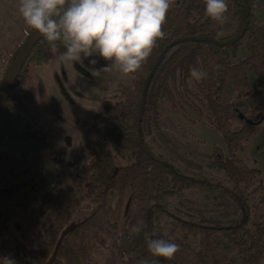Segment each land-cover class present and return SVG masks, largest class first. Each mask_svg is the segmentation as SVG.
<instances>
[{"label": "trees", "instance_id": "trees-1", "mask_svg": "<svg viewBox=\"0 0 264 264\" xmlns=\"http://www.w3.org/2000/svg\"><path fill=\"white\" fill-rule=\"evenodd\" d=\"M227 2V17L232 12L237 19L229 18L221 25L205 16L203 0H174L162 26L166 38L158 40L130 83L118 84L115 101L100 103L82 132L74 158L61 147L54 130L39 132L30 125L14 130L8 125L5 109L11 103V91L1 116V133L10 141L35 142L51 157L54 181L33 204L51 205L54 215L41 238H33L27 246L12 235L7 221L27 214L28 205L0 208V257L8 256L14 264H95V252L102 248L106 251L103 264H259L264 259V182L259 168L239 154L244 142L264 125V22L256 19L259 0ZM242 24L241 37L227 43ZM218 33L222 35L218 37ZM175 40L179 41L170 45ZM239 46L246 52L238 56ZM53 55L42 37L14 86L24 79L28 63H45ZM191 68L207 72V77L196 81L190 76ZM248 71L254 73L257 90L251 87ZM163 101L173 109H188L208 119L225 145V150L214 146L211 156L228 184L183 174L151 151L146 128L157 118ZM186 163L200 169L191 161ZM66 167L74 171L70 195L59 187ZM44 176L38 156L0 146V198L31 193L41 186ZM197 183L217 190L218 206L232 207L230 222L213 218L188 221L168 213L183 192ZM110 197H114L112 203ZM84 199L92 208L78 217ZM148 210L151 220L147 223ZM158 213L170 216L166 233L154 228L152 217ZM133 226L140 231L132 234ZM146 233L179 244V251L170 260L152 256ZM192 234L198 237L197 243L191 242Z\"/></svg>", "mask_w": 264, "mask_h": 264}, {"label": "rangeland", "instance_id": "rangeland-1", "mask_svg": "<svg viewBox=\"0 0 264 264\" xmlns=\"http://www.w3.org/2000/svg\"><path fill=\"white\" fill-rule=\"evenodd\" d=\"M9 4V0L0 1V24L8 21L7 26H10L12 20L7 19V15H11ZM15 18L17 21H14L10 30L5 33L0 30V43L5 48L9 47L14 35L18 37L21 32L17 41L23 42L31 30L19 16L16 15ZM229 18L236 21L237 15L231 12ZM256 19L264 22L263 0L258 2ZM14 48L7 54L0 53V87L8 62L18 47ZM245 52L243 46L238 47V56ZM57 56L53 55L45 63L26 65L24 79L12 89V99L5 109V119L14 130L26 125L39 132L54 130L58 134L61 147L68 151L70 158H74L82 143V132L91 123L100 103L104 99L115 101L118 84L130 83L134 74L125 76L116 70L103 71L109 61L95 54L88 58L82 56L79 61L67 64L58 63ZM91 59H95L97 63L91 64ZM247 76L251 87L257 90L254 73L248 71ZM256 100L259 101L260 98ZM262 112L264 114V105ZM236 127L234 124L233 128ZM146 141L154 154L166 158L179 172L228 184L226 174L213 164L211 156L214 146L225 150V145L204 115H197L188 109H173L163 101L158 106L157 118L151 119L149 127L146 128ZM239 154L249 165L259 168L260 178L264 182V125L244 142ZM186 161L199 165L200 169L189 166ZM62 170L59 187L66 195H70L71 175L74 171L67 167ZM183 194V198L174 202V208L168 213L188 221L213 218L228 223L234 218L230 205H217L218 192L214 188L197 183ZM113 200L114 197H110L108 202L112 203ZM91 208L92 204L84 199L76 214L82 217ZM26 211L27 214L10 218L7 222L12 235L30 246L33 238H41L53 218L54 209L51 205L42 207L40 204L31 203ZM168 213H158L152 217L157 231L167 232L170 223ZM225 213L227 215L224 216ZM190 236L191 242L197 243L198 237L194 234ZM105 255L104 249H98L95 252V264H103ZM259 264H264V259Z\"/></svg>", "mask_w": 264, "mask_h": 264}, {"label": "clouds", "instance_id": "clouds-1", "mask_svg": "<svg viewBox=\"0 0 264 264\" xmlns=\"http://www.w3.org/2000/svg\"><path fill=\"white\" fill-rule=\"evenodd\" d=\"M174 0H18L17 11L26 26L37 31L49 44L58 63L67 64L94 54L109 61L105 72L116 70L127 76L137 72L157 46L166 38L163 24ZM204 14L218 24L227 22V0H203ZM218 37L222 33L217 34ZM64 50L60 52V48ZM96 64L95 59L89 61ZM196 81L207 72L190 69ZM140 228L133 226L131 233ZM146 233L152 256L170 260L180 245ZM0 264H14L8 256Z\"/></svg>", "mask_w": 264, "mask_h": 264}, {"label": "water", "instance_id": "water-1", "mask_svg": "<svg viewBox=\"0 0 264 264\" xmlns=\"http://www.w3.org/2000/svg\"><path fill=\"white\" fill-rule=\"evenodd\" d=\"M243 21V16L241 15V23ZM244 25L242 24L238 31L232 35V38L228 40L227 43H234L236 42L241 35L244 32ZM37 31L31 30L28 33L27 39L21 44L12 64L10 65L5 77H4V83L0 87V121L2 112L4 109V106L9 99L10 93L14 87V84L16 82V79L18 77V74L20 73L23 65L25 64L30 51L32 48L36 45V43L42 38ZM206 39V38H203ZM183 40H186L184 38ZM213 42L219 43L217 39H210ZM179 40L173 41L170 45H174ZM166 52V49H164L161 54L159 55V59L161 60ZM0 146L11 149V150H27L35 154L39 157V159L42 161L45 171L44 180L41 184V186L36 189L35 191L24 194L17 197H1L0 198V208L4 207H14V206H24L33 203L36 200H39L42 198L49 190L50 186L52 185L55 177V168L54 164L52 162L51 157L47 153V151L41 147L39 144L35 142H16V141H10L6 139L0 129ZM151 217V210H148L146 221L147 223L150 221Z\"/></svg>", "mask_w": 264, "mask_h": 264}, {"label": "crops", "instance_id": "crops-1", "mask_svg": "<svg viewBox=\"0 0 264 264\" xmlns=\"http://www.w3.org/2000/svg\"><path fill=\"white\" fill-rule=\"evenodd\" d=\"M1 1V0H0ZM10 1V4H9V8H8V10L10 11L9 13L11 14V15H7V19H10V18H12V20L10 21V26H7V22H2L1 24H0V30L1 31H3V33H5V31H7V30H10V28L12 27L11 25H13V23H14V21H17L16 20V15L17 16H19V13H18V11H17V7H18V0H9ZM11 11H13L12 13H11ZM8 13V14H9ZM19 18H21L20 16H19ZM23 19L21 18V21H22ZM6 26V28H3V27H5ZM22 28H23V25L21 26ZM21 27H20V30H21ZM24 29V28H23ZM21 34V32L18 34V37H19V35ZM18 37H15V35H14V37H12L11 38V41H10V45H9V47H7V48H5V47H3L2 45H1V43H0V53H2V52H4V53H6L7 54V52H9L12 48H16V47H18L21 43H22V41H17V38ZM14 48V49H15Z\"/></svg>", "mask_w": 264, "mask_h": 264}]
</instances>
